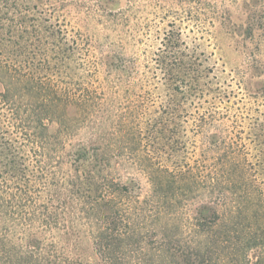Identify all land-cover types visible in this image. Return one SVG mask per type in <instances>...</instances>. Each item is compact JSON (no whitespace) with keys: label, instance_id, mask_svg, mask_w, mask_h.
Segmentation results:
<instances>
[{"label":"trees","instance_id":"trees-1","mask_svg":"<svg viewBox=\"0 0 264 264\" xmlns=\"http://www.w3.org/2000/svg\"><path fill=\"white\" fill-rule=\"evenodd\" d=\"M25 12L0 28V264H264V191L235 170L229 152L206 173L201 193L193 172L170 171L151 177L152 195L139 200L110 173L108 134L90 123L93 102L59 95L44 80L70 50L62 25L50 17L34 34L12 30ZM181 69L171 80L190 97L202 92L197 71ZM81 125H91V140L68 150L65 140ZM257 125L264 163V119ZM197 194L207 199L192 207ZM148 224L159 240L149 238Z\"/></svg>","mask_w":264,"mask_h":264},{"label":"rangeland","instance_id":"rangeland-1","mask_svg":"<svg viewBox=\"0 0 264 264\" xmlns=\"http://www.w3.org/2000/svg\"><path fill=\"white\" fill-rule=\"evenodd\" d=\"M25 11L31 14L12 30L34 34L50 17L62 25L70 50L44 80L59 95L93 102L90 123L108 134L110 173L134 186L135 197L150 198V178L170 171L193 172L194 191L201 193L222 150L264 191L256 136L264 119V0H0V28L11 29L10 20ZM19 34L22 40L19 32L14 40ZM180 68L183 75L197 71L202 92L190 97L184 84L171 80L180 79L172 76ZM90 127L74 130L65 140L68 150L91 140ZM200 195L192 207L206 201ZM156 229L148 224L150 239L159 240Z\"/></svg>","mask_w":264,"mask_h":264}]
</instances>
